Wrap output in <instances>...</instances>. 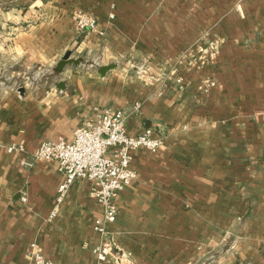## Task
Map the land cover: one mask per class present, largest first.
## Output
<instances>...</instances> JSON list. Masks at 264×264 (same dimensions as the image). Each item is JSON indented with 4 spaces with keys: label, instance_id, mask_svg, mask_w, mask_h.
Wrapping results in <instances>:
<instances>
[{
    "label": "crops",
    "instance_id": "0c3cea01",
    "mask_svg": "<svg viewBox=\"0 0 264 264\" xmlns=\"http://www.w3.org/2000/svg\"><path fill=\"white\" fill-rule=\"evenodd\" d=\"M82 1L106 34L73 42L79 63L30 85L0 80V264H27L33 240L57 264L94 260L103 209L91 181L76 178L52 216L63 174L33 153L44 139H72L105 106L126 112L129 133L150 126L165 136L158 151L133 152L138 176L111 225L116 255L130 264H264V0ZM68 21L40 51L77 37ZM141 53L163 60L162 77L141 81L129 70ZM107 64L115 67L103 75ZM14 142L26 151H8Z\"/></svg>",
    "mask_w": 264,
    "mask_h": 264
},
{
    "label": "built area",
    "instance_id": "2783aa9c",
    "mask_svg": "<svg viewBox=\"0 0 264 264\" xmlns=\"http://www.w3.org/2000/svg\"><path fill=\"white\" fill-rule=\"evenodd\" d=\"M73 18L78 32L91 31L99 36L106 34V28L92 13L79 9L74 11ZM140 107L139 102L134 106L135 109ZM126 118V112L121 108L96 107L94 114L75 128L72 139H44L33 153L35 159L56 162L63 174L52 216L57 214L60 203L76 178L84 177L91 181V195L103 210L94 221L100 240L92 248L94 260L90 264H130L125 253L116 255L114 252L116 240L111 225L118 218V197L138 176L137 170L132 167L134 150L145 147L156 152L165 141L163 133H156L150 126L140 133H129ZM7 150L24 152L26 148L22 143L14 142ZM21 162L30 164L26 159ZM23 199L26 200V197ZM27 259V264H57L36 240L30 242Z\"/></svg>",
    "mask_w": 264,
    "mask_h": 264
},
{
    "label": "rangeland",
    "instance_id": "374dc122",
    "mask_svg": "<svg viewBox=\"0 0 264 264\" xmlns=\"http://www.w3.org/2000/svg\"><path fill=\"white\" fill-rule=\"evenodd\" d=\"M79 9L87 11L86 3L82 0H0V80L9 77L13 81L21 76L22 80L28 81L30 85L36 76L57 73V59L66 52H63L66 45L72 49L74 55L79 54L74 51L76 46L73 42L94 32H79L77 37L61 35L62 50L54 53L40 51L43 48L41 44L54 43L53 37L47 35L51 34L52 29H58L61 33L65 30L68 32L69 17L74 21V11ZM87 12L97 16L94 12ZM37 43L40 46H36ZM25 46L29 49H25ZM183 54L185 53L174 55L179 59ZM147 56L148 53H141L140 59L134 60L135 65L129 67V70H134L141 81L162 77L163 60L153 61V55H150V58ZM178 59L174 62L177 69L181 63ZM97 60L101 59L97 57Z\"/></svg>",
    "mask_w": 264,
    "mask_h": 264
},
{
    "label": "water",
    "instance_id": "95a60500",
    "mask_svg": "<svg viewBox=\"0 0 264 264\" xmlns=\"http://www.w3.org/2000/svg\"><path fill=\"white\" fill-rule=\"evenodd\" d=\"M72 62H75V63H79L80 62V59L79 58H76L73 56V51L72 50H68L66 51L63 56L61 57V59L57 62L56 64V69L61 71L64 69V67L68 64V63H72ZM115 67V64H107V65H102L99 67V71L101 74L105 75L106 72Z\"/></svg>",
    "mask_w": 264,
    "mask_h": 264
}]
</instances>
